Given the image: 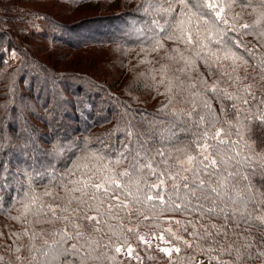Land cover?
<instances>
[{"label": "trees", "instance_id": "obj_1", "mask_svg": "<svg viewBox=\"0 0 264 264\" xmlns=\"http://www.w3.org/2000/svg\"><path fill=\"white\" fill-rule=\"evenodd\" d=\"M110 1L64 0L71 6H98ZM138 1L131 10L117 14L104 11L58 26L60 30L55 32L70 50L89 45L119 48L120 54L112 62L116 66L110 65L119 77L111 86L88 73L59 72L55 64L52 67L35 60L12 44L7 32L1 33L3 47L14 49L19 59L15 68H9L0 50V162L6 161L13 172L27 168L35 179L30 182L21 176L20 183L0 188V264L16 262L22 255L20 264H163L166 260L156 255L152 243L158 236L181 247L180 254H173L174 264H185L183 258L191 260L193 251L200 253V249L185 248L174 240L169 225L178 224L180 230L190 234L192 243H203L196 240V235L210 224L221 231L229 230V236L236 238L237 232L247 229L244 221L249 215L264 211V131L254 129L256 143L246 147L236 133L239 130L245 134L248 106L225 96L226 92L243 95L240 90L248 85L258 98L264 95V21L256 24L264 5L261 0H250L249 6L242 8L241 0H236L227 10L229 25L218 26L226 35L217 37L213 33L209 40L201 26L198 40L206 47L200 48L164 39L165 34L153 21L161 25L167 21L165 26L171 34L177 22L187 19L189 13L208 11L197 7L202 0H186L187 8L179 0H171V15L150 8V3L160 4L163 0ZM163 7H168V3H163ZM195 24L193 16L194 29ZM233 24L252 27L228 31ZM46 31L43 35L48 34ZM95 35L87 45L76 41ZM158 38L164 47L154 52ZM216 39L222 43H215ZM229 50L242 59H223ZM209 52L214 53L209 58L214 61L211 67L205 63ZM181 55L192 61L190 69L180 71L185 68ZM233 104L240 108L239 113ZM251 112H256L255 105ZM217 128L224 129L222 138L228 142L219 145L216 140L209 141L218 144L213 150L219 153L215 157L218 167L205 169L204 163L199 162L202 157L197 145L206 131L214 133ZM247 142L252 144V140ZM66 146L70 147L66 150ZM187 155L196 157V161L185 167L182 162ZM118 159L119 164L115 163ZM106 171H129L136 179L137 183L120 193L119 200L111 201L113 205L122 201L126 208L113 207L109 212L107 199L103 205L97 200L89 201L91 190L87 196L71 191L73 187L82 188L89 178L99 181ZM37 172L43 175L36 176ZM161 179L165 183L154 187ZM127 182L128 177H124L122 183ZM213 188L215 192L211 191ZM149 195L153 199H147ZM31 197H36L37 203L33 211L24 213L23 205ZM89 203L100 207L101 223L95 226L99 231L85 222L78 229L83 236L62 245L70 248L76 244L78 254H66V258L57 255L59 233L73 234L64 218L80 223L73 210L87 211ZM49 205L57 209L55 215L47 213ZM38 207L43 212L37 214ZM130 228L133 231L129 232ZM251 231L259 243V236L264 233L256 227ZM124 240L134 249L131 258L115 252ZM250 264H264V258L254 257Z\"/></svg>", "mask_w": 264, "mask_h": 264}, {"label": "snow or ice", "instance_id": "obj_2", "mask_svg": "<svg viewBox=\"0 0 264 264\" xmlns=\"http://www.w3.org/2000/svg\"><path fill=\"white\" fill-rule=\"evenodd\" d=\"M163 3H168V7H163ZM179 3L184 5L185 8L188 7L186 0H179ZM236 3V0H202V2L197 4L198 8L207 9V12H198V13H189L187 19H181L177 22L175 28L173 29L171 34H168L167 27L165 25L168 24L165 21V25H161L159 21L154 20L153 24L156 28L159 29L160 33H164V39L171 40L176 43H182L185 47L197 45L200 48L206 47L202 42L198 40L200 35L199 28L202 26L205 32L208 33L207 39L212 40L213 33L217 37H221L226 35L225 32H221L219 30V25H229V20L227 17V10L232 8L233 5ZM250 4V0L248 3H245L244 0H241V7L247 8ZM261 4L264 5V0H261ZM150 8L154 11H157L163 15H171L174 9L171 7V0H163L160 4H151ZM145 11H148L146 9ZM193 16L195 17V29L193 27ZM260 18L256 21V24H259L261 21H264V11H261L259 14ZM249 29L252 25L249 24H233L228 28V31H236V29ZM158 35V34H157ZM261 35L264 36V32H261ZM215 43L219 44L222 43L221 39H216ZM239 47V42L236 44ZM164 45L161 43V40L158 38L155 40V44L152 48V51H159L163 49ZM173 51H179V49H174ZM197 56L200 55L199 52L196 53ZM214 53L209 52L208 58H205V63L212 66L214 61H210L209 58L213 57ZM181 60H183L185 64V68L180 69V71H185L186 69H190L192 66V61L187 59L181 55ZM223 59H232L233 61L241 60L242 58L237 56L235 52L227 51L223 56ZM165 69L162 66L161 71ZM235 71V68H233ZM155 79V77H154ZM165 81L162 78L160 83L163 84ZM213 91H216L215 86H213ZM243 95H240L238 92L235 96L231 93H225V96L229 100H239L241 105L248 106L249 115L245 117L246 120L249 122L243 126L244 135H241V132L238 130L237 135L239 136L240 140L245 141V146L251 148L255 143L256 139L252 136L254 129L260 128L264 131V95L260 96L259 98L257 95L252 91V86L248 85L242 90ZM255 105L256 112H251V109ZM207 106V105H206ZM233 108L236 110L237 113L240 112V108L233 104ZM203 119V117L201 118ZM214 125L210 124V127ZM222 133H224V129L217 128L214 133L205 132L203 141L198 143L197 147L199 148L200 155L202 160L199 161L200 163H204V168H217L218 167V160L215 158L219 155L218 151H213L218 148V144L222 145L227 143L228 141L222 138ZM129 135H132L129 132ZM231 135V133H228ZM247 136V139H245ZM211 140L218 141V144L209 143ZM252 140V144H249L247 141ZM123 156V153H121ZM99 159H104L103 157H98ZM248 159H251L250 157ZM196 161V157L192 155H187L186 163L191 165L193 162ZM121 161L118 159L115 163L119 164ZM206 162V163H205ZM219 162H222V158ZM149 167H151L149 165ZM184 171H191L192 169H183ZM179 174V170L177 171V175ZM42 173L37 172L36 176H42ZM26 176L29 178V181L35 179L32 172L28 171L27 168L17 170L16 172L11 171L7 162H0V188H3L5 185L11 186L12 183H20V177ZM124 177H128L127 183H122V179ZM171 179V177H169ZM186 179V177L184 178ZM247 179V177H244ZM137 183L136 179L132 176L129 171H122L117 174H109L107 171L104 175L99 178V181L93 180L89 178L87 181L83 183V187H73L71 189L72 192H81L82 196H87L89 190H91V196L89 197V201L97 200L100 202V205L104 204L105 199L109 201L108 211L111 212L113 207L120 208V207H127V204H123L121 201L119 204L113 205L111 201L113 199L119 200L120 193L124 189H127L130 184ZM165 181L163 179L160 180L159 185H154V187L159 188L163 185ZM201 186H204V181H201ZM187 187V185H185ZM250 192L252 191L249 187L248 189ZM212 192H215L216 189H211ZM195 193H193L194 195ZM27 195V194H26ZM45 195H51L49 192H45ZM159 196V193H157ZM261 196L264 197V193H261ZM160 199H163L162 196H159ZM147 199H153V196L149 195ZM253 199H255V193H253ZM85 201L80 200V203H84ZM37 198L31 197L28 203L23 205L24 213H29L33 211V205H36ZM179 207V206H178ZM261 207L264 208V200L261 201ZM56 208L49 205L47 206V213L50 215L56 214ZM77 212V219L80 220V223L74 224L71 223L69 217H65L64 219L68 221V226L73 229V234L70 236L66 232L59 233V239L56 241V254L57 255H65L66 254H78L79 250L76 244H72L70 248H64L62 245L67 243L69 240H79L80 237L83 236V233L78 229L85 226V222L89 225L94 226L95 231H99L96 225L101 223V216L102 213L100 212V207L96 205H92L91 203L88 204L87 211L83 208H80L78 211L76 209L73 210ZM213 211L209 209V212ZM37 214L43 212V208H36ZM87 212H96V215H88ZM60 219L59 216L56 217ZM248 225L247 229H241L236 234V238H232L229 236V230L225 229L221 231V229L217 228L216 225L210 224L208 228L202 233L196 235L197 241H202L203 243H192L188 240H182L180 236H175L174 238L177 241H180L181 244L184 245L185 248L200 249V254L202 257H205L208 261V264H250V261L255 258H264V234L259 236V243H257L256 234L251 231L253 227H256L261 233H264V211L261 214L256 216H251L244 221ZM239 227V226H238ZM129 232L133 231V229H128ZM35 235V234H33ZM160 240L164 241V237H158ZM143 243H148L145 241L143 237H138ZM168 243L167 241H164ZM47 243V242H45ZM127 245L125 251L126 254L131 258L133 256L134 249L128 244L127 240H124L120 246L115 247V252L120 253L122 248ZM207 245V246H205ZM257 249L253 252V249ZM159 251L164 253L165 256L169 257L171 260L173 254H180L181 247L173 245L171 247H163L159 248ZM56 257L54 256L53 259ZM139 259V257H136ZM114 259V258H113ZM185 264H204L203 259H197L193 256L190 260L189 257H184Z\"/></svg>", "mask_w": 264, "mask_h": 264}, {"label": "rangeland", "instance_id": "obj_3", "mask_svg": "<svg viewBox=\"0 0 264 264\" xmlns=\"http://www.w3.org/2000/svg\"><path fill=\"white\" fill-rule=\"evenodd\" d=\"M139 2L138 0H112L98 6H94L93 3L71 6L64 0H0V37L2 32H7L12 44L32 55L35 60L52 67L55 64L59 72L70 71L78 75L88 73L104 79L106 85H110L119 77L110 67L115 65L112 62L120 54L119 48L89 45L85 48L70 50L64 46L60 36H55V32L60 30L58 26L71 25L83 19L104 14V11L107 14H117L119 11L131 10L132 5H137ZM45 30L47 35H43ZM95 37L97 36L80 37L76 38V41L85 42L84 45H87L90 44L89 39ZM0 44H2L0 50L5 54V63L9 68H15L18 65V54L14 49L3 47L5 43L1 40ZM69 147L66 146L65 149ZM182 165L190 166L186 163V159L183 160ZM168 230L171 231L174 240L175 236H180L182 240L191 242L190 234L180 230L178 224L169 225ZM158 237L152 240L156 255L166 260L163 264H174V256L170 260L159 251V248L171 247L176 243L164 238V241L168 242L165 243ZM22 244L23 242L21 246ZM120 253L128 256L125 250H121ZM193 253L197 259H203L204 264H208L207 259L203 258L198 251L195 250ZM21 258L16 262L9 260L8 264H20Z\"/></svg>", "mask_w": 264, "mask_h": 264}]
</instances>
